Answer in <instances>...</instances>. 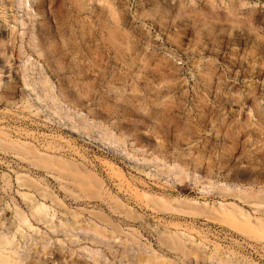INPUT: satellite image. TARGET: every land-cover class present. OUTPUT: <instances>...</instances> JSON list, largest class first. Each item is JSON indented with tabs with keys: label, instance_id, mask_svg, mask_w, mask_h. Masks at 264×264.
I'll use <instances>...</instances> for the list:
<instances>
[{
	"label": "rangeland",
	"instance_id": "1",
	"mask_svg": "<svg viewBox=\"0 0 264 264\" xmlns=\"http://www.w3.org/2000/svg\"><path fill=\"white\" fill-rule=\"evenodd\" d=\"M15 12L27 24L20 26L25 55L11 66L0 56V132L84 166L103 182L105 197L89 199L58 173L0 147L2 231L15 230L17 209L34 226L16 239L23 264H139V256L219 264L204 259L217 248L234 264H264V240L206 216L159 211L147 198L235 204L264 218L252 199L264 198V0H32V17ZM18 177L38 181L61 203ZM25 194L47 206L55 223L78 221L69 231L79 239L37 222ZM94 223L107 228L105 239L88 229ZM163 230L188 233V250L202 257L168 250Z\"/></svg>",
	"mask_w": 264,
	"mask_h": 264
},
{
	"label": "bare ground",
	"instance_id": "2",
	"mask_svg": "<svg viewBox=\"0 0 264 264\" xmlns=\"http://www.w3.org/2000/svg\"><path fill=\"white\" fill-rule=\"evenodd\" d=\"M100 2H104L105 0H99ZM107 4V2H106ZM112 6V5H111ZM116 7V6H115ZM44 8V2L40 1L39 6L36 9L35 16L39 17L41 16L42 9ZM111 8V14L112 17L116 18L117 15L115 8ZM32 9V0H0V15H2L0 18L3 19V26L0 27V36L3 31H6L7 28H11L12 32L10 33L12 35V38L9 39L7 42L5 40H0L1 45L5 48L0 51L1 57H6L5 65H12L14 61H18L22 59V56L25 55L24 52V42L23 39L25 37V32H21L20 26L25 27L27 24L24 21V19H20L18 14H16V11H23L27 16H31L30 10ZM11 11L14 13V16L11 17ZM119 17V16H118ZM119 19V18H118ZM115 20V22H116ZM5 24V25H4ZM13 25V27H11ZM120 25V23H119ZM121 27V26H120ZM43 29V26L39 28L37 27V35L41 32ZM119 29V28H118ZM118 29L113 31L111 33V36L114 40H117V32ZM120 31V30H119ZM20 33H21V41H20ZM52 34V33H51ZM37 41L40 39L38 36L35 38ZM36 51L39 55H42V51L40 48V44L37 42L36 45ZM5 68V66H3ZM24 71L20 74H23L24 83L26 85H29L27 73H30V67L24 64ZM1 75V73H0ZM29 109H33L34 107H37L35 103H30L28 101ZM0 147L3 148L5 151H12L17 156L21 157L23 160L29 162L31 165L39 168L44 169L47 171H53L58 173V179H62L69 184H71L73 187L79 190L80 193L84 194L89 199H100L102 201L105 200L104 197V186L103 182L97 178L96 175H94L92 172L87 170L84 166L78 165L74 162H71L67 159L55 156V155H49L47 153L42 152L39 148L31 144L30 142H22L19 139L13 140L9 138V134L5 131L0 132ZM117 174L122 177L123 175L121 172L117 171ZM186 178L184 174L177 175V181L182 182L183 179ZM18 181L20 182L21 186L28 187L30 189H33L40 194L41 197L46 199H51V201L55 204H60L61 202L52 195L47 189H42L41 185L38 181H31L28 178L18 177ZM5 184L7 187H9L10 181L5 179ZM206 190L213 191V186H209L203 189V192ZM74 195L73 191H71ZM24 198L30 203L33 204L31 208V216L37 221V222H43L46 224L50 230L53 232H58L59 230H63L67 233V237L70 238H77L79 237L77 235L71 234L70 229H74V225L78 224L79 222L76 221L74 224L70 225L68 223L60 222L55 223L54 218L55 215L49 214L48 207L42 204H39L34 199V195L25 194ZM148 198V203L152 204L154 208L158 209L159 211L168 212H179L184 213L190 216L198 217V216H206L209 217V219H213L215 221H219L222 223H226L230 225L231 227L237 229L241 233L252 236L254 239L258 241L264 240V218L259 217L255 218V220L252 219V216L245 212L242 208L235 204H223L219 203V206H211L208 203H199L198 206H192L188 205L185 202H182L180 200H165V199H158L155 197ZM254 204L257 206V209L262 211L264 213V198L263 197H255ZM1 200V197H0ZM247 202H250V200H246ZM176 203V205H174ZM115 208L116 210H122L123 205L120 202H115ZM128 217L136 218L135 213L130 211L127 213ZM16 216L18 218V222L15 224V230L8 231L6 233L4 229L5 223L3 222V219H1L0 216V264H23V259L21 255V246L20 244L22 241H17L16 239L18 236L21 237V239H26L28 234L30 235V230L34 229V226L31 224H28V220L26 219L25 213L21 210H16ZM96 218L101 222L106 224L107 226H112L114 230H112V234H118L119 229L118 227L112 222V220L104 215L97 213L95 214ZM25 226L29 229L25 233ZM93 230L95 234L98 237H101L102 239H105L107 237V228H103L100 224H90L88 226V229ZM80 230H83L84 227L80 226ZM41 231H39L40 233ZM159 236V241L162 245L166 246L168 250L178 252L181 255L184 256H190L195 255L197 258H201L202 255L193 248L188 250V243L191 242V236L183 232L182 236L186 237L187 239L182 238L178 233H173L169 230H163V231H157ZM113 236V235H112ZM131 241L134 243H137V238L132 237ZM61 243L62 240H59ZM128 242V241H127ZM192 245V244H191ZM45 248V246L43 245ZM192 247H194L192 245ZM204 259L206 261H217L219 264H234V261L226 256L220 253L219 249L217 248L215 253L213 255H205ZM138 263L139 264H173L170 261H160L158 257H152L149 256L147 258L145 257H138ZM95 264H98V261L96 260Z\"/></svg>",
	"mask_w": 264,
	"mask_h": 264
}]
</instances>
